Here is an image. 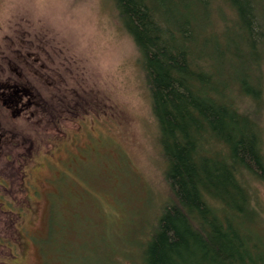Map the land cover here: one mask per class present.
<instances>
[{
	"label": "rangeland",
	"instance_id": "1",
	"mask_svg": "<svg viewBox=\"0 0 264 264\" xmlns=\"http://www.w3.org/2000/svg\"><path fill=\"white\" fill-rule=\"evenodd\" d=\"M21 30L60 52L54 66L90 112L80 142L59 131L16 174L0 203V264H137L172 196L143 54L115 0H0V43ZM252 184L264 234V180Z\"/></svg>",
	"mask_w": 264,
	"mask_h": 264
},
{
	"label": "trees",
	"instance_id": "2",
	"mask_svg": "<svg viewBox=\"0 0 264 264\" xmlns=\"http://www.w3.org/2000/svg\"><path fill=\"white\" fill-rule=\"evenodd\" d=\"M115 2L143 54L172 192L137 264H264L252 184L264 180V0Z\"/></svg>",
	"mask_w": 264,
	"mask_h": 264
},
{
	"label": "flooded vegetation",
	"instance_id": "3",
	"mask_svg": "<svg viewBox=\"0 0 264 264\" xmlns=\"http://www.w3.org/2000/svg\"><path fill=\"white\" fill-rule=\"evenodd\" d=\"M27 34L21 30L0 43V203L7 200L16 174L25 172L26 161L39 156L42 142L54 144L51 136L59 131L80 142L90 112L86 92L80 93L83 86L73 99L61 67L54 66L60 52L40 36L32 40ZM96 120L90 117L91 124Z\"/></svg>",
	"mask_w": 264,
	"mask_h": 264
}]
</instances>
